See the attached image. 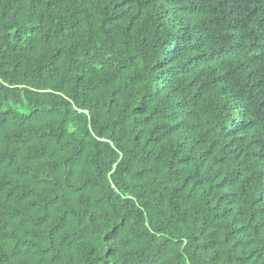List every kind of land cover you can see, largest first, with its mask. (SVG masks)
<instances>
[{
    "label": "trees",
    "instance_id": "obj_1",
    "mask_svg": "<svg viewBox=\"0 0 264 264\" xmlns=\"http://www.w3.org/2000/svg\"><path fill=\"white\" fill-rule=\"evenodd\" d=\"M0 264H264V0H0Z\"/></svg>",
    "mask_w": 264,
    "mask_h": 264
}]
</instances>
